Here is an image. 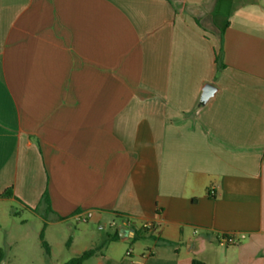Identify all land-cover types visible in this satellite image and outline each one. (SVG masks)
<instances>
[{"label":"crops","instance_id":"1","mask_svg":"<svg viewBox=\"0 0 264 264\" xmlns=\"http://www.w3.org/2000/svg\"><path fill=\"white\" fill-rule=\"evenodd\" d=\"M20 213L47 262L78 223L83 264H264V0H0V218Z\"/></svg>","mask_w":264,"mask_h":264},{"label":"rangeland","instance_id":"2","mask_svg":"<svg viewBox=\"0 0 264 264\" xmlns=\"http://www.w3.org/2000/svg\"><path fill=\"white\" fill-rule=\"evenodd\" d=\"M82 224V223H79ZM43 223H35L33 217L26 213H20L19 216L5 215L0 218V245L1 248L7 251L4 247V241L10 239L12 243H18L20 248H16L15 245L11 247V251L6 252L7 263L13 264H60L65 263L72 258L71 253L68 252L67 244L70 239L71 233L74 229H78L81 225L78 223H71L68 226L63 227V232H55L51 239L53 248V259L47 262L46 256L42 254L43 249L41 247L39 234ZM25 247V251L22 247ZM15 257V258H13Z\"/></svg>","mask_w":264,"mask_h":264},{"label":"trees","instance_id":"3","mask_svg":"<svg viewBox=\"0 0 264 264\" xmlns=\"http://www.w3.org/2000/svg\"><path fill=\"white\" fill-rule=\"evenodd\" d=\"M10 194H11V190H6L5 192H3L1 197H8V196H10ZM45 199H46V194L43 195V200H45ZM39 239H40L41 247L43 248V250L45 252V256H46V258H48L49 257V250H48L47 244L43 240V232L42 231L39 234ZM115 239H116V235L108 237V241H114ZM95 253H96V249L84 251L83 253H81V255H79L76 258L70 259L65 264H83L86 260L93 257L95 255ZM4 259H5V252L3 249H0V264L4 261ZM191 264H203V263L198 262L196 260H192Z\"/></svg>","mask_w":264,"mask_h":264},{"label":"built area","instance_id":"4","mask_svg":"<svg viewBox=\"0 0 264 264\" xmlns=\"http://www.w3.org/2000/svg\"><path fill=\"white\" fill-rule=\"evenodd\" d=\"M91 218V212H83L76 215V220L84 223ZM246 239L245 234L242 233H227L221 234L218 237V243L223 246H235L242 243Z\"/></svg>","mask_w":264,"mask_h":264},{"label":"water","instance_id":"5","mask_svg":"<svg viewBox=\"0 0 264 264\" xmlns=\"http://www.w3.org/2000/svg\"><path fill=\"white\" fill-rule=\"evenodd\" d=\"M216 93V88L211 85V84H206L201 91V95H200V103L201 104H206ZM1 264H5L4 262H2Z\"/></svg>","mask_w":264,"mask_h":264}]
</instances>
